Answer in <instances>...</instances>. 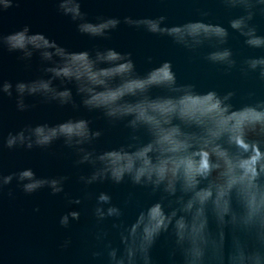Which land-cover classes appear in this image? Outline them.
Listing matches in <instances>:
<instances>
[{
    "label": "clouds",
    "instance_id": "9594fccd",
    "mask_svg": "<svg viewBox=\"0 0 264 264\" xmlns=\"http://www.w3.org/2000/svg\"><path fill=\"white\" fill-rule=\"evenodd\" d=\"M55 2L58 12L90 39L110 40L123 23L167 37L189 52L207 46L211 50L204 59L221 66L225 75L238 69L243 77L255 74L264 82V55L238 62L229 46L231 29L243 37L246 47L264 52V35L252 23L257 15L264 17V0H217L229 12L239 10L240 14L229 17L227 27L209 21L212 13L207 9L199 11V20L169 26L165 15L90 20L82 11L84 0ZM19 3L0 0V16ZM0 49L20 53L26 67H31L28 62L34 54L39 55L42 74L14 86L17 112L34 109L35 104L26 103L27 97H34L45 105L99 112L109 126L122 123L129 132L124 143L98 151L95 144L103 131L93 129L89 119L68 118L55 124H27L0 135V150H46L62 141L76 156L74 166L91 169L78 178L85 189L105 181L119 185L127 180L160 194L134 221L126 223L123 208L100 192L92 215L98 225L111 220L120 243L113 246L109 232L98 231L95 238L103 242V248L92 252L94 259L103 264H154L151 250L167 235L171 264H264V98L236 108L232 103L235 91L222 95L214 89L198 92L194 84L178 83L171 61L139 75L131 52L112 47L70 51L43 33H32L28 25L7 35L0 32ZM152 59L147 56L146 62L150 64ZM68 85L75 88L79 103ZM153 88L163 89L165 94L153 96ZM5 95L13 96V84L0 81V97ZM247 95L253 98L256 93ZM68 180L66 175L37 176L30 167L8 175L0 172V193L15 181L27 195L45 187L53 196L64 193L68 205H81L83 199L92 198L85 192L83 199H73L64 190ZM8 196H13L11 190ZM80 217V211H69L59 224L68 228L70 221ZM71 243L70 238L65 239L60 247L67 249Z\"/></svg>",
    "mask_w": 264,
    "mask_h": 264
},
{
    "label": "water",
    "instance_id": "95a60500",
    "mask_svg": "<svg viewBox=\"0 0 264 264\" xmlns=\"http://www.w3.org/2000/svg\"><path fill=\"white\" fill-rule=\"evenodd\" d=\"M201 9L211 11L209 21L223 23L225 27L230 16L240 14L239 10L229 12L224 9L217 0H84L82 3V11L88 14L90 20L97 16L119 17L123 21L125 16L144 18L165 15L169 26L201 19ZM252 23L257 26L259 34L264 35V17L257 15ZM25 25L30 26L32 33H43L70 51L112 47L120 52H131L139 75H144L163 61H171L178 83L194 84L198 92L214 89L222 95L227 91H235L232 103L236 108L253 103L257 98H264V82L258 81L255 74L243 77L238 69H234L230 75H225L221 66L208 63L204 56L211 49L207 46L197 52H189L167 37L154 36L123 23L112 33L110 40L90 39L77 31L76 24L69 17L58 12L55 0H20L19 7L0 16V32L5 35ZM229 32V46L238 62L245 57L264 55L259 49L246 47L243 37L238 33L231 29ZM20 55L0 49V81L13 84V96L0 97V135L6 136L9 131H18L27 124H55L68 118L83 117L92 121L93 129L104 133L95 144L98 151L117 147L126 141L128 129L122 123L115 127L109 126L99 112H88L83 108L73 111L70 106L59 108L55 104L45 105L34 97L26 98V103L36 105L34 109L25 113L17 112L15 84L42 74L38 54H34L28 62L31 67L25 66L26 62L19 59ZM147 56L153 58L152 63L146 62ZM55 83L59 84V81ZM68 86L73 88L74 98L79 103L75 88ZM250 91L255 92L256 96L249 98L247 94ZM164 94L160 88L151 90L153 96ZM75 159L72 150L64 147L62 141L55 142L46 150H0V172L5 175L30 167L41 177L69 176L64 190L73 199H83L85 192L92 194V198L83 199L81 205H68L64 193L53 196L47 187L27 195L16 187L15 181L6 186L4 192L0 193V264H103L101 259L92 257L93 251L103 248V242L96 240L95 234L101 230L108 231L113 246H119L120 242L117 230L111 228V220L99 225L96 223L92 215L95 197L100 192L109 194L112 203L123 208L122 219L126 223L134 221L139 211L159 199V193L152 194L150 190L134 186L127 180L119 185L105 181L85 189L78 178L90 174L91 169L88 165L74 166ZM9 190L13 192L12 197L8 196ZM126 200H130L127 207L124 206ZM37 208L38 212L35 211ZM73 210L81 212L80 220L70 221L68 228L61 227L60 217ZM68 238L72 241L71 246L62 250L60 245ZM170 247L169 237L162 235L151 250L154 264H171ZM176 260L179 262L180 257L177 256Z\"/></svg>",
    "mask_w": 264,
    "mask_h": 264
}]
</instances>
